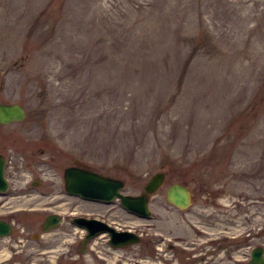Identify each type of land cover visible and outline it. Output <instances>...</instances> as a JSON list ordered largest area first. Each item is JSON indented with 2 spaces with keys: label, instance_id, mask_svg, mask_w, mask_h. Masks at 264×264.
<instances>
[{
  "label": "rangeland",
  "instance_id": "374dc122",
  "mask_svg": "<svg viewBox=\"0 0 264 264\" xmlns=\"http://www.w3.org/2000/svg\"><path fill=\"white\" fill-rule=\"evenodd\" d=\"M0 100L25 109L0 123L9 183L0 200L17 220L0 236V264L75 251L69 210L95 207L63 189L69 163L119 176L132 193L165 171L149 215L107 203L139 239L99 241L102 255L85 249L82 264H171L164 242L175 233L232 238L220 264H245L255 244L264 254V0H0ZM173 180L189 188L185 207L165 199ZM46 204L61 221L34 238Z\"/></svg>",
  "mask_w": 264,
  "mask_h": 264
},
{
  "label": "water",
  "instance_id": "95a60500",
  "mask_svg": "<svg viewBox=\"0 0 264 264\" xmlns=\"http://www.w3.org/2000/svg\"><path fill=\"white\" fill-rule=\"evenodd\" d=\"M24 115V108L18 101L0 100V122L21 119ZM4 157L0 153V190L5 189L7 180L3 174ZM165 171L155 169L143 181L138 192H125L121 190L123 179L116 175L104 173L86 165L67 164L62 168V181L64 189L69 193H76L84 197L108 200L117 197L120 204L139 215H148V196L163 181ZM165 199L178 207L186 206L190 201V192L185 183L173 180L164 189ZM72 219L83 225L86 230L81 242L97 231H106L107 240L115 246H123L127 243L137 241L139 236L131 229H117L94 217L82 215L73 216ZM59 221L57 212H48L44 217L43 229L54 226ZM94 222H98L93 226ZM9 223L0 219V235L9 232ZM264 256L262 246L253 245L249 250V257L246 264H262Z\"/></svg>",
  "mask_w": 264,
  "mask_h": 264
},
{
  "label": "flooded vegetation",
  "instance_id": "af4514ba",
  "mask_svg": "<svg viewBox=\"0 0 264 264\" xmlns=\"http://www.w3.org/2000/svg\"><path fill=\"white\" fill-rule=\"evenodd\" d=\"M10 121H12V120H10ZM0 123H6V122H0ZM0 153L4 157V164H5V161H6L5 155L1 151H0ZM4 164H3V167H4ZM74 164H76V163H74ZM32 182H34V181H32ZM8 186H9V183L7 182L6 188ZM62 186H63V183H62ZM4 190H0V193L4 192ZM73 195L81 197L82 199L93 201L95 208L94 209L84 208L85 204H83L82 201H78V202L75 201L73 203L74 206H76V207H73L71 210H69L71 213L69 214L68 220L80 228V232L77 233V237H76L75 251L73 252L72 250H70L69 246H68L65 248L66 250H64V251L61 250L60 253L55 258H51L52 261H50L49 258L46 257V255H42L44 258V262H42V264H51V263H53V264H70L69 262H66V261H70L73 263L78 262V263L82 264V262L78 261L77 259H78L79 254L82 253L85 249H92L93 253L98 254V255H102L99 252L100 250H102L99 245H102L103 243L102 242L99 243V241H104L106 246H110V247L113 246L112 244H110L108 242V240H107L108 234L105 231L96 232L92 236L88 237L83 242H81V238L83 237L86 230L83 228V225H81L80 223H77L76 221H74L72 219L73 216L82 215V216H87V217H94V218L102 220L108 224H114V222H113L114 218L111 217L112 211H111L110 205L107 204L108 202H111V200L87 198V197H82V196H80L78 194H74V193H73ZM14 196H15V194H14ZM190 198H191V194H190ZM2 200H0V219H3L9 223L10 229H9L8 233H10L13 230V228L15 227L16 222H17V220H16V205H11L10 202L6 203V202H3ZM1 205H2V207H1ZM5 206H7V207H5ZM41 206H42V215H41V218L39 219V221L37 223L40 229L39 230L33 229L31 231L30 235L33 236L34 238L44 239V238H41L39 236H41L45 231H48V229L54 227V226H51L48 229L42 228V224L44 223L45 215L50 211L58 212L59 222L61 221L62 215L60 214L59 209L52 208V206H50L48 204L41 205ZM31 207H29V208H31ZM155 218H156V221L162 220L159 214H156ZM115 221H117L121 224L123 223V221H118V220H115ZM97 223L98 222H94L93 226H95ZM114 225L117 229L127 228V226H125V225H123V226L117 225V224H114ZM20 229H23V227L21 226ZM197 229H199L201 231H206V229L204 227H201V226L200 227L196 226L195 231L202 233L201 231H198ZM133 230H135V229L133 228ZM135 231L138 232V230H135ZM156 233H157V234H155L156 240L154 242V245L156 248L154 249L153 254L157 257L158 261H160V260H162V254L164 253V250H161L162 246L160 245V239H161V234H162L161 229L160 230L158 229L156 231ZM2 235H4V234H1L0 236H2ZM181 235L182 234H180V233H175V234H173L174 238L172 239V241L168 240V241L164 242L165 248L169 249L171 251V254H174L175 257L177 258L176 261L171 262V264H220L219 256L222 255L223 253H229L230 246L235 242V241H230L232 238L224 237L221 239L220 236H219L218 240H215V242H213V240H209V236L206 234H204V235L196 234L193 236V238H196V239L199 238V240L190 239V240L186 241L185 238H182ZM15 237L17 239H20V237L17 235H15ZM180 242H182V244H179V246H178L177 243H180ZM124 246H126V245H124ZM45 249H47V247L44 246L42 251H45ZM177 255H178V257H177ZM65 256L67 258H65ZM74 257H76V258H74ZM79 260H80V258H79ZM96 260H99L98 263H100V264H103V262H104V260L97 258V257H96ZM49 261L51 263H49ZM168 261L169 260H167V262ZM245 264H246V260H245Z\"/></svg>",
  "mask_w": 264,
  "mask_h": 264
}]
</instances>
